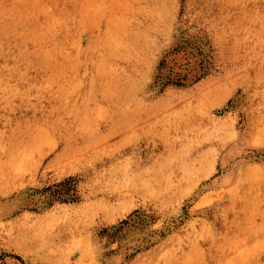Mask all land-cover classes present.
<instances>
[{"label":"rangeland","instance_id":"374dc122","mask_svg":"<svg viewBox=\"0 0 264 264\" xmlns=\"http://www.w3.org/2000/svg\"><path fill=\"white\" fill-rule=\"evenodd\" d=\"M0 264H264V0H0Z\"/></svg>","mask_w":264,"mask_h":264},{"label":"bare ground","instance_id":"6f19581e","mask_svg":"<svg viewBox=\"0 0 264 264\" xmlns=\"http://www.w3.org/2000/svg\"><path fill=\"white\" fill-rule=\"evenodd\" d=\"M67 43V42H66Z\"/></svg>","mask_w":264,"mask_h":264}]
</instances>
